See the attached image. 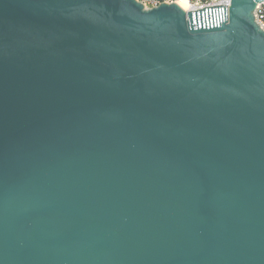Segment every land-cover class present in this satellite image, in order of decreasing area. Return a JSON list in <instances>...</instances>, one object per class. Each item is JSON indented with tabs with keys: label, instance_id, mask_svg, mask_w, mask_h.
Wrapping results in <instances>:
<instances>
[{
	"label": "water",
	"instance_id": "water-1",
	"mask_svg": "<svg viewBox=\"0 0 264 264\" xmlns=\"http://www.w3.org/2000/svg\"><path fill=\"white\" fill-rule=\"evenodd\" d=\"M264 0H0V264H264Z\"/></svg>",
	"mask_w": 264,
	"mask_h": 264
},
{
	"label": "built area",
	"instance_id": "built-area-1",
	"mask_svg": "<svg viewBox=\"0 0 264 264\" xmlns=\"http://www.w3.org/2000/svg\"><path fill=\"white\" fill-rule=\"evenodd\" d=\"M178 0H136L137 3L142 4L145 10L158 7L160 4H171ZM188 3L187 11H195V9H201L203 7L224 5L226 8L230 6L231 0H186ZM257 7L253 9L252 15L254 16V22L264 33V1L256 4Z\"/></svg>",
	"mask_w": 264,
	"mask_h": 264
},
{
	"label": "bare ground",
	"instance_id": "bare-ground-1",
	"mask_svg": "<svg viewBox=\"0 0 264 264\" xmlns=\"http://www.w3.org/2000/svg\"><path fill=\"white\" fill-rule=\"evenodd\" d=\"M176 3H178L179 5H181L185 9V11L188 10V3H187L186 0H178Z\"/></svg>",
	"mask_w": 264,
	"mask_h": 264
}]
</instances>
